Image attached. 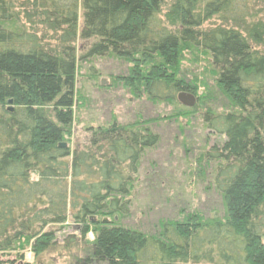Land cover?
<instances>
[{"label":"trees","instance_id":"obj_1","mask_svg":"<svg viewBox=\"0 0 264 264\" xmlns=\"http://www.w3.org/2000/svg\"><path fill=\"white\" fill-rule=\"evenodd\" d=\"M242 1L174 0L162 16L164 0H0V264L28 248L43 256L69 222L79 237L63 244L85 241L71 264H264V20L249 23ZM21 13L33 29L19 27ZM213 18L220 24L206 27ZM39 26L59 34L60 48ZM79 38L88 58L131 63L116 84L173 110L89 126L72 150ZM183 91L195 106L178 101ZM170 122L184 173L218 199L213 213L173 201L176 215L146 231L125 220L140 188L147 213L161 206L159 175L148 169L141 185L140 162L160 146L155 126ZM213 134L224 141L210 146Z\"/></svg>","mask_w":264,"mask_h":264},{"label":"rangeland","instance_id":"obj_2","mask_svg":"<svg viewBox=\"0 0 264 264\" xmlns=\"http://www.w3.org/2000/svg\"><path fill=\"white\" fill-rule=\"evenodd\" d=\"M173 1L164 0L162 16ZM244 1H247L250 12L247 18L248 22L254 24L263 21L264 0ZM244 1H242V4ZM23 11L24 8L22 9ZM82 23L83 20L81 18L79 21L80 29ZM219 24L220 21L217 18H213L206 23V27ZM18 25L22 28L33 29L32 24L24 18L23 13L18 18ZM38 30L40 34H44L43 42L47 47L55 48L57 46L60 48L59 40L57 39L59 34H54L52 31H43L42 26H39ZM73 45L76 47L78 65L76 89L78 97L81 100L77 102L75 107L73 135L68 141L72 150L85 142L88 135L86 128L89 126L106 125L114 118L121 123H129L140 117L146 119L152 116L165 115L173 110L172 105L153 104L145 96L140 99L135 98L123 85L114 82L113 77L115 75L128 73L131 63L125 59L112 56L88 58L86 54L90 48V42L79 38ZM262 50L264 49L262 48ZM185 65L186 68L189 67L188 63ZM103 81L104 83H102ZM194 123L195 121L191 124ZM177 126V123L174 122L160 124L159 127L155 126L156 129L154 131L159 132L161 135L160 146L153 151H147V154H145L140 162L141 176L139 177V181L142 182L141 185H145V174L148 169H154L155 175H159L158 178L161 180V186L165 188V190L159 188L161 206H157L152 213H147L146 208H144L145 200L143 193L145 190L140 188V193L138 194L137 192V200L134 201L131 209V215L133 216L126 219L125 223L134 227H140L146 231H152L153 228L150 227L149 222H156L159 218L176 215L178 206L172 209L173 201H176L178 204L182 200L189 201L192 206L199 209L204 208V211L213 213L210 205L218 199V195L211 193V191L205 192L204 186L207 185V182L201 180V177H195L197 180H194L193 176L192 178L189 176V170H186L184 173V160L181 159L184 155L183 149L180 146H176L175 141L181 139ZM189 134H191L190 138L193 145H201L204 135L200 130H191ZM224 139V136L213 134L210 136L209 145L222 143ZM152 160L155 161L154 166L150 164ZM177 195L178 197H176ZM55 231L57 245L43 256L35 258L28 248L23 253L24 257L22 259H17L15 252L5 259L12 260L13 263L11 264H71L75 261L74 255L80 257L84 254L85 241L83 240L70 243L69 246L67 242L63 244L65 240H68V237L69 239L71 237H79V233L75 230L72 223L70 224L69 222L68 225L61 229L55 227ZM93 238L94 234L90 233L87 239L92 240Z\"/></svg>","mask_w":264,"mask_h":264},{"label":"water","instance_id":"obj_3","mask_svg":"<svg viewBox=\"0 0 264 264\" xmlns=\"http://www.w3.org/2000/svg\"><path fill=\"white\" fill-rule=\"evenodd\" d=\"M102 83H104V81ZM177 98H178V101L181 104H183L185 106H188V107L195 106L196 100H197L195 94L189 93V92H184V91L183 92H180L178 94ZM8 103L11 104L12 103V100H9ZM10 109H12V108H10ZM66 146H67L66 143H61L60 144V147H66Z\"/></svg>","mask_w":264,"mask_h":264}]
</instances>
